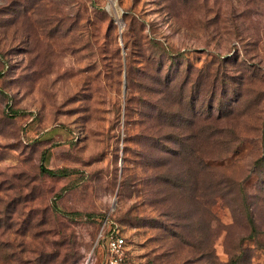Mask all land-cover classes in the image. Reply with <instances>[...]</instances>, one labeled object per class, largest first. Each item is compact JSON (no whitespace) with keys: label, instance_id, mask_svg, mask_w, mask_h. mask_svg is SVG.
<instances>
[{"label":"rangeland","instance_id":"374dc122","mask_svg":"<svg viewBox=\"0 0 264 264\" xmlns=\"http://www.w3.org/2000/svg\"><path fill=\"white\" fill-rule=\"evenodd\" d=\"M110 233L264 264V0H0V264H106Z\"/></svg>","mask_w":264,"mask_h":264},{"label":"built area","instance_id":"2783aa9c","mask_svg":"<svg viewBox=\"0 0 264 264\" xmlns=\"http://www.w3.org/2000/svg\"><path fill=\"white\" fill-rule=\"evenodd\" d=\"M106 264H125V240L120 233H110L105 242Z\"/></svg>","mask_w":264,"mask_h":264},{"label":"trees","instance_id":"16d2710c","mask_svg":"<svg viewBox=\"0 0 264 264\" xmlns=\"http://www.w3.org/2000/svg\"><path fill=\"white\" fill-rule=\"evenodd\" d=\"M42 170H44V171H46L47 173H49V174H55V172H53V171H50V170H46V169H44V168H42ZM253 224H254V222H253Z\"/></svg>","mask_w":264,"mask_h":264},{"label":"water","instance_id":"95a60500","mask_svg":"<svg viewBox=\"0 0 264 264\" xmlns=\"http://www.w3.org/2000/svg\"><path fill=\"white\" fill-rule=\"evenodd\" d=\"M89 264V263H88Z\"/></svg>","mask_w":264,"mask_h":264}]
</instances>
